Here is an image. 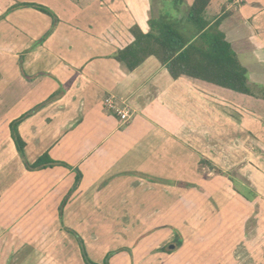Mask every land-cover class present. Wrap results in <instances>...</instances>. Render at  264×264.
<instances>
[{"label": "crops", "instance_id": "0c3cea01", "mask_svg": "<svg viewBox=\"0 0 264 264\" xmlns=\"http://www.w3.org/2000/svg\"><path fill=\"white\" fill-rule=\"evenodd\" d=\"M169 3L0 0V264H68L69 232L87 252L125 237L133 264H264V100L172 78L154 56L133 70L114 59ZM205 19L264 86V0H211ZM43 154L59 164L25 167Z\"/></svg>", "mask_w": 264, "mask_h": 264}, {"label": "trees", "instance_id": "16d2710c", "mask_svg": "<svg viewBox=\"0 0 264 264\" xmlns=\"http://www.w3.org/2000/svg\"><path fill=\"white\" fill-rule=\"evenodd\" d=\"M170 7L163 8L158 16L149 20L150 30L142 33L137 26L130 28L133 41L118 50L114 59L128 70H133L144 59L154 56L164 65L172 78L181 75L202 80L234 92L258 97L264 100V86L247 84V71L239 63L230 44L218 30L219 20L210 23L205 19V11L211 0H193L185 20L177 18L184 0H169ZM51 15L48 9L35 4L21 3ZM22 117L10 123V131L16 149L23 157L24 143L17 133V125ZM59 162L47 154L38 157L33 163L25 161L29 170H38ZM61 165V163H60ZM76 180L79 174L76 176ZM84 264H94L88 260L82 241L78 239ZM103 264H107L106 261Z\"/></svg>", "mask_w": 264, "mask_h": 264}, {"label": "rangeland", "instance_id": "374dc122", "mask_svg": "<svg viewBox=\"0 0 264 264\" xmlns=\"http://www.w3.org/2000/svg\"><path fill=\"white\" fill-rule=\"evenodd\" d=\"M168 5L167 6L170 7V3ZM253 149H254V145L251 144V151H254ZM257 164H258V162L256 161V162H254L253 165H257ZM2 171H3L2 165L0 164V180L2 179V177H1ZM233 173H234V171H233ZM3 178H5V177H3ZM1 184H3V181L0 182V188H1ZM252 195H253V193H252ZM3 211H5V210H3ZM17 211H19V210H15L13 208L10 209V212H12V213H16ZM8 227L10 229L9 233H11V231L13 230V227H16V226H8ZM94 231H96V230H94ZM66 232H67V230H66ZM75 232H77V231L75 230ZM69 236L73 238L72 241H70V242H59V244L61 246L67 247L68 249L72 250V249L76 248V245L78 243V239L80 238V236L75 235L72 232H69ZM113 239L114 238H107V241H104V243H108L111 246H116L115 248H111V250L107 251L106 253L104 251H101V252L100 251H94V252L88 251L87 252L85 250L86 254H88V253L93 254V256H90L89 254L87 255L88 260L94 264H103L106 261V257H107V264H133V260L131 258L132 257V249H133V251H137L136 248L135 249L133 248L134 244H131L130 241H127L125 239V237H123L122 240L115 241V242L111 241ZM56 244H58V243H56ZM49 245H51L50 241L42 242L41 246L44 248V252H46V250L49 248ZM79 250H80V245H79ZM78 253H79L78 257H76V258L74 257L72 259L68 258V264H78L77 263L78 261H81V263H82V261H83L82 253H84V252L79 251ZM104 253L106 255L102 256V254H104ZM42 258H43L42 264H57L55 260L59 259V257L58 258H52L50 256V254H47V253L44 254ZM60 264H62V263H60Z\"/></svg>", "mask_w": 264, "mask_h": 264}, {"label": "built area", "instance_id": "2783aa9c", "mask_svg": "<svg viewBox=\"0 0 264 264\" xmlns=\"http://www.w3.org/2000/svg\"><path fill=\"white\" fill-rule=\"evenodd\" d=\"M103 106L106 110L113 112L122 123L127 122L131 118V113L125 107H121L111 96H106L103 99Z\"/></svg>", "mask_w": 264, "mask_h": 264}, {"label": "water", "instance_id": "95a60500", "mask_svg": "<svg viewBox=\"0 0 264 264\" xmlns=\"http://www.w3.org/2000/svg\"><path fill=\"white\" fill-rule=\"evenodd\" d=\"M174 248V245H169V249H173Z\"/></svg>", "mask_w": 264, "mask_h": 264}]
</instances>
